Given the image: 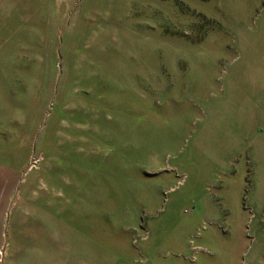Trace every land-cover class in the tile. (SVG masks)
Listing matches in <instances>:
<instances>
[{"label":"rangeland","instance_id":"1","mask_svg":"<svg viewBox=\"0 0 264 264\" xmlns=\"http://www.w3.org/2000/svg\"><path fill=\"white\" fill-rule=\"evenodd\" d=\"M0 264H264V0H0Z\"/></svg>","mask_w":264,"mask_h":264}]
</instances>
